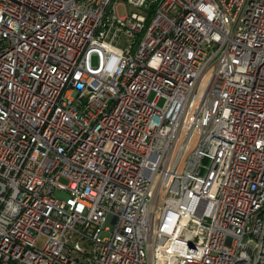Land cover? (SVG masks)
<instances>
[{"label":"built area","instance_id":"built-area-1","mask_svg":"<svg viewBox=\"0 0 264 264\" xmlns=\"http://www.w3.org/2000/svg\"><path fill=\"white\" fill-rule=\"evenodd\" d=\"M0 264H264V0H0Z\"/></svg>","mask_w":264,"mask_h":264},{"label":"rangeland","instance_id":"rangeland-1","mask_svg":"<svg viewBox=\"0 0 264 264\" xmlns=\"http://www.w3.org/2000/svg\"><path fill=\"white\" fill-rule=\"evenodd\" d=\"M131 12H139V10L131 7V6H127L126 8L120 6L118 9H117V14L119 16H122V15H125V13H128L130 14ZM129 38L128 36L126 35H121L119 38H117L115 40V42L113 43L117 48L119 49H125L126 48V45H127V42H128ZM162 104V100L159 102V105ZM62 183H64V181H61ZM54 195L56 197H60V198H65V194L63 193H60V192H55ZM44 243V238L43 237H40L39 240H38V243H37V246L38 247H41Z\"/></svg>","mask_w":264,"mask_h":264},{"label":"bare ground","instance_id":"bare-ground-1","mask_svg":"<svg viewBox=\"0 0 264 264\" xmlns=\"http://www.w3.org/2000/svg\"><path fill=\"white\" fill-rule=\"evenodd\" d=\"M219 148H226V140H219ZM220 186V177L204 178V187L218 188Z\"/></svg>","mask_w":264,"mask_h":264},{"label":"trees","instance_id":"trees-1","mask_svg":"<svg viewBox=\"0 0 264 264\" xmlns=\"http://www.w3.org/2000/svg\"><path fill=\"white\" fill-rule=\"evenodd\" d=\"M153 8V6L151 7V9ZM152 11V10H151Z\"/></svg>","mask_w":264,"mask_h":264}]
</instances>
